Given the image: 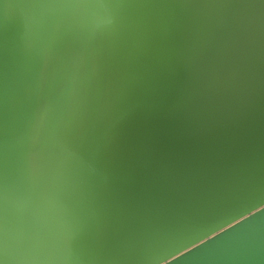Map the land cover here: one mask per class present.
I'll return each mask as SVG.
<instances>
[{
  "label": "water",
  "instance_id": "95a60500",
  "mask_svg": "<svg viewBox=\"0 0 264 264\" xmlns=\"http://www.w3.org/2000/svg\"><path fill=\"white\" fill-rule=\"evenodd\" d=\"M0 264H264V0H0Z\"/></svg>",
  "mask_w": 264,
  "mask_h": 264
}]
</instances>
